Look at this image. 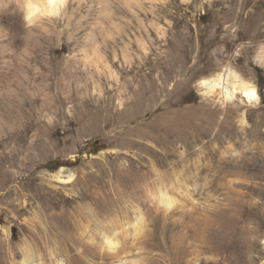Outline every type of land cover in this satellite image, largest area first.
Here are the masks:
<instances>
[{"label":"rangeland","instance_id":"rangeland-1","mask_svg":"<svg viewBox=\"0 0 264 264\" xmlns=\"http://www.w3.org/2000/svg\"><path fill=\"white\" fill-rule=\"evenodd\" d=\"M229 67L257 102L201 83ZM29 250L264 264V0H67L34 28L0 7V264Z\"/></svg>","mask_w":264,"mask_h":264},{"label":"bare ground","instance_id":"bare-ground-1","mask_svg":"<svg viewBox=\"0 0 264 264\" xmlns=\"http://www.w3.org/2000/svg\"><path fill=\"white\" fill-rule=\"evenodd\" d=\"M201 83L209 87L208 91H214L215 89L220 88L219 92H221L227 100L234 99L237 96V92L241 91L243 92L244 96L247 98L249 102L258 101V90L256 85L251 81L242 79L238 71L231 67L226 68L225 71H220L211 77L203 78L201 80ZM62 171L63 168L59 172L61 173ZM164 200H166L169 203L171 202L170 197L164 196ZM138 222L140 223V220H138ZM139 223H138L139 225L138 227H140ZM106 239H107V244H109L111 250L117 249V247H119L117 246L118 240H115L113 237H110L108 235ZM26 253H25L26 257L24 261H22V264H35L33 258L35 255H33L32 251L29 250V253L27 255Z\"/></svg>","mask_w":264,"mask_h":264},{"label":"clouds","instance_id":"clouds-1","mask_svg":"<svg viewBox=\"0 0 264 264\" xmlns=\"http://www.w3.org/2000/svg\"><path fill=\"white\" fill-rule=\"evenodd\" d=\"M67 0H0V7L19 13L26 28L39 27L45 19L58 18Z\"/></svg>","mask_w":264,"mask_h":264}]
</instances>
